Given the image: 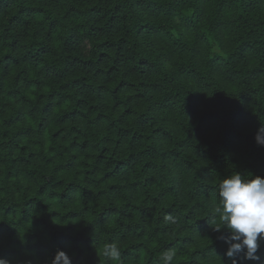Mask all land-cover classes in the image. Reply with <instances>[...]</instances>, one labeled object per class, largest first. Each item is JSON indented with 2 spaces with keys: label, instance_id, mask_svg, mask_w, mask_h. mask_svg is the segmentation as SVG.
<instances>
[{
  "label": "trees",
  "instance_id": "trees-1",
  "mask_svg": "<svg viewBox=\"0 0 264 264\" xmlns=\"http://www.w3.org/2000/svg\"><path fill=\"white\" fill-rule=\"evenodd\" d=\"M261 127L264 0H0V258L264 264L209 217Z\"/></svg>",
  "mask_w": 264,
  "mask_h": 264
},
{
  "label": "clouds",
  "instance_id": "clouds-1",
  "mask_svg": "<svg viewBox=\"0 0 264 264\" xmlns=\"http://www.w3.org/2000/svg\"><path fill=\"white\" fill-rule=\"evenodd\" d=\"M256 139L258 144L264 146V127L258 130ZM209 217L215 231L219 232L226 227L231 233L225 238L229 244L226 253L229 258L244 252V259L258 261L259 241L264 239V178H246L240 173H233L222 179L218 185V202ZM166 219L175 222L171 216ZM105 257L109 261H119L121 253L118 245H109ZM174 258L175 252L172 250L165 251L159 257L162 264H172ZM0 264L10 262L0 258ZM51 264L72 262L64 251H58ZM232 264H237V261L233 259Z\"/></svg>",
  "mask_w": 264,
  "mask_h": 264
}]
</instances>
